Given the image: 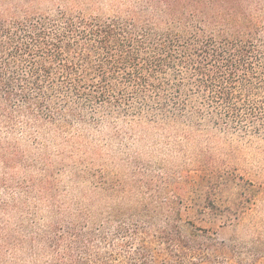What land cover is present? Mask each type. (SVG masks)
I'll list each match as a JSON object with an SVG mask.
<instances>
[{"label":"trees","instance_id":"trees-1","mask_svg":"<svg viewBox=\"0 0 264 264\" xmlns=\"http://www.w3.org/2000/svg\"><path fill=\"white\" fill-rule=\"evenodd\" d=\"M123 120L262 137L264 0H0V124ZM149 224L57 228L50 244L61 264H217L226 250L179 220Z\"/></svg>","mask_w":264,"mask_h":264},{"label":"rangeland","instance_id":"rangeland-1","mask_svg":"<svg viewBox=\"0 0 264 264\" xmlns=\"http://www.w3.org/2000/svg\"><path fill=\"white\" fill-rule=\"evenodd\" d=\"M213 131L0 124V264H61L57 228L152 219L225 244L217 264H264V131L234 141Z\"/></svg>","mask_w":264,"mask_h":264}]
</instances>
